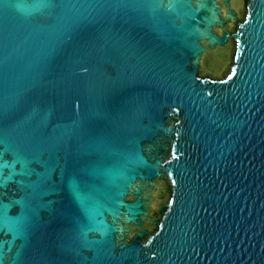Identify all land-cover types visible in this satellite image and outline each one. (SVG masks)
I'll list each match as a JSON object with an SVG mask.
<instances>
[{"label": "water", "instance_id": "1", "mask_svg": "<svg viewBox=\"0 0 264 264\" xmlns=\"http://www.w3.org/2000/svg\"><path fill=\"white\" fill-rule=\"evenodd\" d=\"M0 264H264V0H0Z\"/></svg>", "mask_w": 264, "mask_h": 264}]
</instances>
